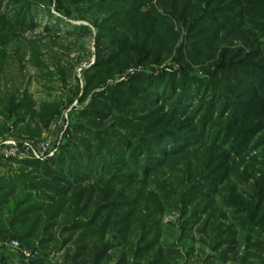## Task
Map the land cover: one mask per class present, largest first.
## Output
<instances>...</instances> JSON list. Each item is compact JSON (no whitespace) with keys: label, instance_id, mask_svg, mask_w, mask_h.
Listing matches in <instances>:
<instances>
[{"label":"trees","instance_id":"1","mask_svg":"<svg viewBox=\"0 0 264 264\" xmlns=\"http://www.w3.org/2000/svg\"><path fill=\"white\" fill-rule=\"evenodd\" d=\"M8 1L14 14H0L1 66L3 47L18 38L13 29L32 26L33 3L49 13L54 4L97 29L82 92L93 91L92 99L78 112L86 120L73 123L72 140L57 156L16 160V170L0 175L3 239L41 249L28 260L12 256L52 264L51 255L77 233L57 264H174L180 251L161 242L159 216L175 208L180 240L192 242V229L210 234L200 264H264V148L250 157L258 175L241 172L254 177L250 191L220 190L231 153L240 157L246 146L264 145V0ZM171 54L181 67L161 69ZM114 76L125 78L94 91ZM27 111L47 127L57 107L43 102L33 110L26 95L0 97V114L20 118L15 128ZM196 146L199 154L190 149ZM164 167L170 175L147 186L148 175H163ZM218 196L230 215L215 205Z\"/></svg>","mask_w":264,"mask_h":264},{"label":"rangeland","instance_id":"2","mask_svg":"<svg viewBox=\"0 0 264 264\" xmlns=\"http://www.w3.org/2000/svg\"><path fill=\"white\" fill-rule=\"evenodd\" d=\"M169 2L170 0H167V4L171 5L172 3ZM153 3H155V0ZM50 10L49 13L43 4L36 5L33 3L30 5L32 26L15 27L13 29V32L18 34V38L8 39L6 46L3 47L5 52L4 61L1 63L2 66L0 65V97L2 99L11 97L15 99L23 98L26 95L33 110L38 109L43 102L53 103L57 107V112L47 127L40 122L39 118H32L29 111L25 112L24 120L19 121L16 128L14 127V121L20 120L19 117L11 113L9 118H6L5 115L0 114V140L8 138L33 144L48 142L50 149L46 151L43 155L44 157L40 158L27 153L23 148L22 150L25 153L23 155L20 154V156L5 157L0 155V175L4 174V176H7L11 168L16 170L18 167V164L14 162L16 160H34L43 163L49 158L57 156L63 146L72 140L73 123L79 120H86L85 118H78V112L88 106L92 99L93 91L89 90L84 95H82V92L85 86L84 70L89 68L96 58L94 37L97 29L88 19L70 17L54 7V4L51 5ZM0 14H7L9 17L14 14L13 5L8 0L0 1ZM260 23L264 24V18L260 20ZM81 26H87L89 32ZM182 37H179L180 41H182ZM260 38L263 39L264 34ZM239 46H241L239 42L233 44V47ZM173 55L175 54H171L163 60L159 67L166 71L180 68L181 66L173 58ZM198 69L200 68L194 67V71L197 72L199 71ZM198 73L200 74V72ZM123 78L125 77L114 76L105 83L96 86L94 91H102L107 85L111 86L115 81ZM188 103L192 107L196 104L194 99H190ZM164 107H166V104H164ZM25 123H28V129L24 128ZM260 134H257L256 137ZM229 145L227 144L222 149L226 150ZM263 148L264 145L256 146L255 148H251V145L246 146L240 157H236L231 153V157L223 165L224 167L232 166V170L224 182L225 185L220 187V190L227 187V190L224 189L226 193L234 188L244 192L250 191L254 177L250 176L246 177V179L241 172L246 168L247 172H253L254 170V175H258L256 174L257 165L253 164L250 157L257 156L260 151H263ZM190 149L197 150V154L200 153L199 146ZM231 158L234 160L233 163ZM187 159H192V157H187ZM141 164L142 157L135 165L138 179H141L143 175ZM163 170L166 172L163 175L159 172L155 175H148L147 179L150 182H148L147 186L155 188L154 183L156 180H165L170 175L171 169L164 167ZM92 180L93 178H89L83 184L92 182ZM221 203L219 196L216 197L215 205L223 209L227 215H230L232 209ZM159 218H161L163 226L161 242L163 244L174 243L180 251V255L176 257L174 264H200L201 259L209 252V247L206 244L209 241V232L202 233L192 229L191 232L194 236L192 242L186 238H184L185 240H180L179 234L182 229L178 226L181 221L178 219L177 209H165ZM63 222H58L56 230L63 225ZM169 224H174V226L171 227ZM202 234L205 235L203 236ZM76 235L77 233H74L65 249L69 247L73 250V241ZM62 236H65V234L60 235V237ZM130 236L132 240H135L133 233ZM107 237H110L109 233ZM200 237L204 239L205 243L199 240ZM16 238L12 237L10 240ZM1 240L0 248L3 249L0 251L1 257L3 256L2 253L4 254L3 251L16 256L8 248L9 241L3 242ZM190 246L192 250L188 252ZM65 249L55 251L51 255L52 264L60 262ZM38 251L41 252V249L38 248ZM9 255L4 256L5 259H9ZM1 257L0 263H2ZM229 263L227 262V264Z\"/></svg>","mask_w":264,"mask_h":264},{"label":"built area","instance_id":"3","mask_svg":"<svg viewBox=\"0 0 264 264\" xmlns=\"http://www.w3.org/2000/svg\"><path fill=\"white\" fill-rule=\"evenodd\" d=\"M22 148L29 154L37 157H44L43 155L50 149L48 142H41L39 144H33L31 142H20L13 139L0 140V155L7 156H20L23 155ZM55 150V149H54ZM1 233V232H0ZM8 248L18 257L28 260L37 256L38 250L30 249L21 245L17 239H12L8 242Z\"/></svg>","mask_w":264,"mask_h":264},{"label":"crops","instance_id":"4","mask_svg":"<svg viewBox=\"0 0 264 264\" xmlns=\"http://www.w3.org/2000/svg\"><path fill=\"white\" fill-rule=\"evenodd\" d=\"M0 239H2L1 241H3V242H8V241H10V239H3V236H2V233H0ZM3 249H1L0 248V251H2ZM4 252V254L2 253V257H1V254H0V257H1V260H2V263H0V264H22L21 262H19L15 257H13L10 253V255L8 254V252H6V251H3ZM6 255H9L10 257H8L9 259H5V257L4 256H6ZM229 264H233V263H229Z\"/></svg>","mask_w":264,"mask_h":264}]
</instances>
